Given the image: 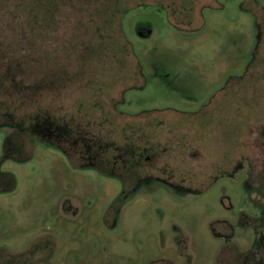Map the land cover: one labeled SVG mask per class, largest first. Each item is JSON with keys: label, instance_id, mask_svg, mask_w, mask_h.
Segmentation results:
<instances>
[{"label": "rangeland", "instance_id": "rangeland-1", "mask_svg": "<svg viewBox=\"0 0 264 264\" xmlns=\"http://www.w3.org/2000/svg\"><path fill=\"white\" fill-rule=\"evenodd\" d=\"M0 170V264H264V0H0Z\"/></svg>", "mask_w": 264, "mask_h": 264}, {"label": "flooded vegetation", "instance_id": "flooded-vegetation-1", "mask_svg": "<svg viewBox=\"0 0 264 264\" xmlns=\"http://www.w3.org/2000/svg\"><path fill=\"white\" fill-rule=\"evenodd\" d=\"M100 121H105V119H101ZM58 125V124H57ZM57 125H55V127H54V132H55V138H56V142H55V148H57L58 149V141L59 142H61V141H63V142H65L66 140H64V137L66 136L67 137V132L65 131L64 133H63V131H60L59 129H61V127L59 128ZM62 130V129H61ZM68 142H69V139H68ZM81 143H82V141H80ZM80 142L78 141V142H76V143H74V145H79L80 144ZM83 142H84V140H83ZM66 143H67V141H66ZM87 143V142H86ZM77 145V146H78ZM68 149H69V147H68ZM117 153V152H116ZM115 153V155L113 156V158H112V160H110L111 161V164H109L110 166L108 167L110 170L108 171L109 173H112L113 172V168H117L118 166H122L123 168L125 167H132L133 165H130V163L129 162H125L124 160H123V157H125V159H126V156H128L127 154L125 155V156H123V155H120V154H116ZM76 154H79V153H76ZM81 156H82V154H81ZM80 156V157H81ZM94 156V155H93ZM92 156V157H93ZM86 157H89V155L87 156H85L84 158L86 159ZM94 158L96 159V157L94 156ZM128 163V164H127ZM99 165V168H103V165H100V164H98ZM101 168V169H102Z\"/></svg>", "mask_w": 264, "mask_h": 264}, {"label": "trees", "instance_id": "trees-1", "mask_svg": "<svg viewBox=\"0 0 264 264\" xmlns=\"http://www.w3.org/2000/svg\"><path fill=\"white\" fill-rule=\"evenodd\" d=\"M16 126L18 127L19 132L23 131V129L21 130V124H16ZM27 132L24 134H32L30 131H32V127H29L28 129H25ZM117 151V149H116ZM6 153H4L3 158L5 157V159H9L11 158L10 156L7 155L8 151L5 150ZM10 155H12L14 157V159H16L17 157V152H10ZM137 165V164H135ZM15 185V179L14 176L9 173V172H5V171H1L0 170V193H7L13 190Z\"/></svg>", "mask_w": 264, "mask_h": 264}]
</instances>
